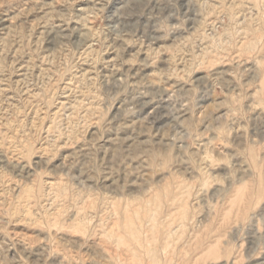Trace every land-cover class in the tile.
<instances>
[{
	"label": "rangeland",
	"instance_id": "1",
	"mask_svg": "<svg viewBox=\"0 0 264 264\" xmlns=\"http://www.w3.org/2000/svg\"><path fill=\"white\" fill-rule=\"evenodd\" d=\"M0 264H264V0H0Z\"/></svg>",
	"mask_w": 264,
	"mask_h": 264
}]
</instances>
